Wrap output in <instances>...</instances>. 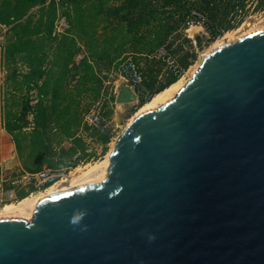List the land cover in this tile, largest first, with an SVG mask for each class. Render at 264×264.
<instances>
[{
	"label": "water",
	"instance_id": "obj_1",
	"mask_svg": "<svg viewBox=\"0 0 264 264\" xmlns=\"http://www.w3.org/2000/svg\"><path fill=\"white\" fill-rule=\"evenodd\" d=\"M0 264H264V29L134 116L100 183L0 218Z\"/></svg>",
	"mask_w": 264,
	"mask_h": 264
},
{
	"label": "rangeland",
	"instance_id": "obj_2",
	"mask_svg": "<svg viewBox=\"0 0 264 264\" xmlns=\"http://www.w3.org/2000/svg\"><path fill=\"white\" fill-rule=\"evenodd\" d=\"M101 1L0 0V25L6 23L3 26L7 28L5 52H0V158L1 146L10 145L4 152V161H0L5 205L17 203L24 195L38 193L33 188L20 189L13 201L8 199V193L13 194L10 180L24 171V161L35 170H70L67 180L59 184L60 188H67L78 170L105 160L120 132L142 106L136 99L130 103L116 102L119 87L129 85L126 72L119 69L125 58L131 57L138 65L145 86L154 81L157 87L168 68L177 66L182 54H189L190 65L180 70L178 80L186 82L202 55L213 45L235 39L264 20V8L255 10L258 0H250L246 14L237 17L232 27L219 36L212 37L200 22L173 34L156 50L146 40L121 41L120 35H113L108 22L91 15L89 6ZM105 2L112 5L118 1ZM74 7H80L86 17H75ZM47 26L51 28L50 35ZM194 29L199 31V45L190 36ZM11 43H15L12 55L7 52ZM162 48L166 54L158 56ZM31 56L41 58L43 75L27 84L25 75L29 73ZM44 81L47 87L41 90ZM146 89L152 93L147 86ZM94 107L101 108L111 126L108 136L84 124L85 114ZM52 108L58 110L54 112ZM6 128L12 129L10 133ZM14 140L19 143L20 151L15 148ZM71 149H75L72 160H77V164L66 168Z\"/></svg>",
	"mask_w": 264,
	"mask_h": 264
},
{
	"label": "trees",
	"instance_id": "obj_3",
	"mask_svg": "<svg viewBox=\"0 0 264 264\" xmlns=\"http://www.w3.org/2000/svg\"><path fill=\"white\" fill-rule=\"evenodd\" d=\"M105 1L107 0H102L98 5L92 4L89 6V9L93 11L92 16H100L103 21L108 22L113 35H120L121 41L125 38L136 42L146 40V44L150 48L157 50L173 34H177L190 25L200 23L193 13H199L205 17L203 24L212 37L219 36L232 27L237 17L240 18L246 14L249 8L247 4L250 0H117L118 2L112 5L106 4ZM43 3L44 1L41 2V4ZM263 8L264 0H258L254 9L262 10ZM74 14L77 18L86 17L81 14L80 7H74ZM67 18H70V15ZM1 24L5 25L6 23ZM46 29L50 35L51 28L49 29L47 26ZM20 42L21 38L16 45L18 46ZM14 47L15 43L8 45L7 52L10 55H12ZM19 50L24 51L22 48H19ZM103 53H106V51ZM30 59L29 73L25 75L27 84L43 75L41 58L31 56ZM110 63L111 61H109ZM189 65V54H182L177 60V66L172 65L168 68L164 79L157 87H154V81L147 83L146 86L152 92L151 98L176 83L181 76L180 70H186ZM86 67L90 68L88 65ZM46 87L47 81H44L41 90ZM144 103V101H140L139 104L143 106ZM52 109L54 112L58 110V108ZM6 130L10 133L12 129L6 128ZM103 141H106L105 137ZM14 144L15 148L20 151L19 143L16 140H14ZM70 152L66 157V168H73L77 164V160H72L75 149H71ZM20 159L24 161L22 156H20ZM23 166L25 172L34 173L39 171L29 168L25 161ZM24 196L21 198L27 197Z\"/></svg>",
	"mask_w": 264,
	"mask_h": 264
},
{
	"label": "built area",
	"instance_id": "obj_4",
	"mask_svg": "<svg viewBox=\"0 0 264 264\" xmlns=\"http://www.w3.org/2000/svg\"><path fill=\"white\" fill-rule=\"evenodd\" d=\"M197 17L199 22L203 23L205 17L199 13H193ZM7 28L3 25H0V52H3L5 49V38H6ZM166 50L164 48L158 50V56H164ZM127 76L128 86L135 94V99L137 101H147L150 99L151 94L148 93L146 86L144 84V76L138 65L131 57L125 58L119 66ZM84 124L87 127L95 128L101 130V132L108 136L111 133V126L103 116L101 108L94 107L84 116ZM77 156L74 157L76 159ZM68 169L61 170H51L49 168H42L37 172H25L22 171L17 177L13 180H10L9 186L11 191H16L20 189L27 190L28 188H33V190L41 192L44 191L47 187L54 185L58 182H65L67 175L70 173ZM5 191L0 181V207L6 202L5 200Z\"/></svg>",
	"mask_w": 264,
	"mask_h": 264
},
{
	"label": "bare ground",
	"instance_id": "obj_5",
	"mask_svg": "<svg viewBox=\"0 0 264 264\" xmlns=\"http://www.w3.org/2000/svg\"><path fill=\"white\" fill-rule=\"evenodd\" d=\"M263 29H264V20L254 25L252 28H249V30H247L238 37ZM198 34L199 31H197V29H194L191 30L190 36L192 39L195 40V38L199 37ZM232 40H234V38L229 39L227 42H230ZM227 42L216 43L211 47L209 51H207L202 56L204 57L211 50ZM184 83L185 81L183 80L177 81L176 83L169 86L167 89L155 95L140 108V110L135 114V116L145 111L154 110L163 103H165L166 101L173 98L174 95L177 93V91L184 85ZM108 165H109V154L107 155L104 161H100V163H97L93 166H88L86 168L84 167L85 169L83 170H78L79 173L72 176L67 188H60L59 184H61V182H58L54 185L47 187L44 191L39 192V194L37 193V195L30 194L28 197L18 201L17 203L11 202L10 204L7 203L6 205L4 204V206L0 207V212H1L0 218L22 217L25 220H29L39 200L53 196L55 194L61 193L66 190L74 189L92 183H100L105 177L106 168Z\"/></svg>",
	"mask_w": 264,
	"mask_h": 264
},
{
	"label": "crops",
	"instance_id": "obj_6",
	"mask_svg": "<svg viewBox=\"0 0 264 264\" xmlns=\"http://www.w3.org/2000/svg\"><path fill=\"white\" fill-rule=\"evenodd\" d=\"M10 149V145L8 144H4V145H2L1 146V158H0V161H4V152H7L8 150ZM10 191H11V189H10ZM20 190H16V191H12L13 192V194L12 195H9V193H8V199L10 200V201H13L14 199H15V193H17V192H19Z\"/></svg>",
	"mask_w": 264,
	"mask_h": 264
},
{
	"label": "clouds",
	"instance_id": "obj_7",
	"mask_svg": "<svg viewBox=\"0 0 264 264\" xmlns=\"http://www.w3.org/2000/svg\"><path fill=\"white\" fill-rule=\"evenodd\" d=\"M73 222H75V221H73Z\"/></svg>",
	"mask_w": 264,
	"mask_h": 264
}]
</instances>
